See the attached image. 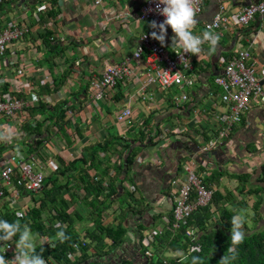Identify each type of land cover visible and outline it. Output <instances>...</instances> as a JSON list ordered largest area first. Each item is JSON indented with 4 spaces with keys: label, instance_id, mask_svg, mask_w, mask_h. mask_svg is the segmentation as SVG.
Returning a JSON list of instances; mask_svg holds the SVG:
<instances>
[{
    "label": "crops",
    "instance_id": "obj_1",
    "mask_svg": "<svg viewBox=\"0 0 264 264\" xmlns=\"http://www.w3.org/2000/svg\"><path fill=\"white\" fill-rule=\"evenodd\" d=\"M222 1L230 15L246 5L243 0ZM144 2L104 0L95 6L93 0H4L0 4V31L12 27L26 30L23 39L9 44L0 58V97L9 93L26 102L22 113L0 118V165L15 153L37 155L46 176L47 188L44 185L43 190L68 185L69 194L65 190L64 196L71 205L70 213L86 214L85 221L76 223L84 236L95 226L87 216L90 208L83 201L84 191L77 190L79 171L89 164L81 160L91 155L93 148L103 146L97 157L105 161L104 166L109 165L108 179L115 177L113 183L118 188L122 185L118 200L103 213V224L116 226L123 220L128 228L125 243L112 251L108 247L107 254L100 257L106 264L151 263L134 240L149 229H164L165 217L172 219L177 194L186 181L184 163L193 157L205 184L223 195L221 208L210 209L212 217L204 222L202 233L217 228L223 210L243 217L251 230L264 226V105L246 113L228 142L217 144L209 153H199L218 132L213 115L222 108L223 90L215 79L223 73L224 63L245 49L264 68V15L247 26L224 31L215 52L206 44L204 52L192 58L198 81L185 89L190 101L180 108L173 105L167 91L154 86L144 94L130 81L121 82L95 103L90 83L100 79L108 65L131 59L141 36L154 30L150 22L139 19ZM219 6L218 0L204 4L191 29L194 35L203 34L205 23L217 14ZM174 35L168 29L163 44L171 54L177 47ZM143 60L141 69L145 70V57ZM212 83L218 90L212 89ZM127 108L132 110V118L118 121L117 116ZM166 129L169 135L160 138ZM177 129L180 134L174 133ZM200 137L201 146L197 142ZM128 155L132 165L120 169ZM100 171L91 169L89 174ZM13 191L0 200V218L27 212L40 199H32L18 188ZM167 233L173 242L182 235L166 231L154 245L159 254L171 251Z\"/></svg>",
    "mask_w": 264,
    "mask_h": 264
},
{
    "label": "built area",
    "instance_id": "obj_2",
    "mask_svg": "<svg viewBox=\"0 0 264 264\" xmlns=\"http://www.w3.org/2000/svg\"><path fill=\"white\" fill-rule=\"evenodd\" d=\"M3 1L0 0V4ZM93 1L95 6H100L104 2V0ZM207 1L195 0L197 16L203 12L204 4ZM218 1L220 3L219 11L210 22L205 23L204 31L218 33L220 37L224 31L236 27L242 28L249 25L257 16L264 15V0L251 1L232 15L226 13L224 2ZM139 19L151 23L153 20L162 22L166 17L159 14L155 0H145ZM25 33V29L18 27L1 30L0 58H4L8 45L23 39ZM202 35L200 34V36ZM206 44H210V42L205 41L201 45L202 50L199 54L182 53V49L177 47L171 54L166 46L153 39L150 33H144L131 59H126L118 65H108L102 77L90 83V97L93 102H99L109 91L115 90L121 82L130 81L138 85V89L144 94L154 86H157L161 91L178 89L179 94L172 96L171 100L175 107L180 108L190 101V95L185 89L193 88L198 81L192 58L201 55ZM144 57L146 69L142 70ZM215 81L223 90L222 108L213 115L218 124V132L214 140L201 148L202 153H208L217 144L227 141L247 112L254 107L264 105V87L261 84L264 81V68L259 67L257 60L249 50L236 51V54L224 63L223 74L218 76ZM148 98L151 99L150 94H148ZM25 109L26 102L9 93L0 97V118H11L22 113ZM132 116V110L127 108L117 116V120L123 121L126 118H132ZM40 165L35 154L24 157L23 154L15 153L2 160L0 165V200L6 197L8 191L17 188L27 193L40 192L46 180ZM184 172L186 181L180 187L175 200L174 220L164 218L165 224L172 226L175 231L188 226V220L193 213L199 208L208 206L214 197V190L208 188L204 184V179L198 174V163L195 160L184 163ZM173 183L176 184V181ZM162 234L161 229H152L144 234L142 244L148 248L146 251L148 258L153 257L154 253L150 248L157 237ZM186 235L192 237L193 231L187 230ZM43 242L46 240L43 239ZM7 244L8 242H5V245ZM75 248L77 249V245ZM14 250V244L10 248L0 247V255L15 254ZM69 258L73 260L74 255L69 254Z\"/></svg>",
    "mask_w": 264,
    "mask_h": 264
},
{
    "label": "trees",
    "instance_id": "obj_3",
    "mask_svg": "<svg viewBox=\"0 0 264 264\" xmlns=\"http://www.w3.org/2000/svg\"><path fill=\"white\" fill-rule=\"evenodd\" d=\"M246 4L248 3L246 2ZM100 149H104L103 146L99 145L96 149L93 148L91 155L84 156L81 161L84 164L89 162V164L79 171L81 179L79 185H77V190L84 191L85 197L83 199L85 200H82L90 208L88 217L93 220L95 226L92 231L86 232L83 236L84 239H82L81 234L76 229V223L83 222L86 217L82 213V215L79 214L78 211L70 213L69 209L71 205H69L64 196L65 190L67 193L70 191L67 189L68 185L54 186L52 190L44 191V197L40 199L39 203L36 202L34 208L23 213V217L17 216L18 212L2 217L10 222H19L21 226L27 224L35 236L54 238L53 245L45 246L40 243L35 245L36 251L45 258L47 264H106L104 261H101V258L107 254L104 251L108 248V245H104L103 242L105 243L107 239L112 241V244L109 246L110 251L125 243L128 228L125 227L123 220L121 224L116 226L103 224V213L109 210L112 204L118 200L117 197L119 190L122 189V185L120 184L118 188L113 183L115 177H111V180L108 179L109 165L104 166L105 161L97 157ZM132 163L133 159L128 155L124 160V164L119 167L123 169V166L126 165L129 168ZM91 169H94L96 172L99 169L101 170L97 175L100 179L96 180L90 176L89 170ZM116 174L119 175L120 172ZM262 179H264V166H262ZM105 181L107 182L106 186L104 184ZM44 185L47 188L46 184ZM72 199H74V196ZM222 200L223 195L216 192L212 206L199 209L194 213L189 220L188 227L192 228L195 225L197 233L191 238L186 237L185 233H182L181 236L177 235L173 242L174 239L171 240L170 233H167L166 239H170L169 246L171 252L179 254L177 257L171 258L167 264H192L191 257L194 255L201 257V264H220V260L224 255L228 254L227 250L232 246L230 230L234 214L228 210H223L220 221H216L218 226L213 232L205 235L206 233H202V230L206 229L204 222L212 217L210 209L213 207L215 209L221 208L220 203ZM37 204H39V208ZM48 210L56 214L50 218L48 217L46 220L44 218L45 211ZM123 217L125 219V215ZM256 221L257 223L259 222V220ZM245 228L247 229L246 239L240 245L234 246L235 255L231 260V264H264V226L260 228L255 227L254 230H251L245 225ZM60 230H64L68 236V239L63 242L56 236V233ZM159 241L164 242L165 239H160ZM178 241H182L183 245H176ZM93 242L100 245L98 249L93 247ZM75 244L80 247L81 255L76 259L77 261L72 262L68 258V254L74 252ZM91 253L93 254V258L90 255ZM12 257L14 256L8 254L6 259H11ZM122 264L133 263L126 261ZM156 264L164 263L159 261Z\"/></svg>",
    "mask_w": 264,
    "mask_h": 264
},
{
    "label": "clouds",
    "instance_id": "obj_4",
    "mask_svg": "<svg viewBox=\"0 0 264 264\" xmlns=\"http://www.w3.org/2000/svg\"><path fill=\"white\" fill-rule=\"evenodd\" d=\"M251 1L252 0H249V3H251ZM155 2H156V7L159 11V14L166 17V19H164L162 22H157L155 20L151 21L150 27L154 30L150 33V35L153 39L159 41L163 45L166 42V36H167L168 28L170 27L172 32L175 34L172 37L173 45H176L178 49H182V53H191L194 55L199 54L202 50L201 45L205 41L210 42V44L212 46L211 47L212 52L216 51V46L220 40V35L218 33H214L212 31H204L203 35L200 36V35H194L193 31L191 30L198 22L197 21V9L195 7V0H155ZM245 2H248V1H245ZM248 4H246V5H248ZM157 29H158V31H157ZM221 75H219V76H221ZM262 82H264V81H262ZM262 82H261V84H262ZM262 85H264V84H262ZM167 92H169V91H167ZM221 96H220V98H221ZM220 101H221V99H220ZM176 131H178V132H176ZM169 133H170V131H168L167 129L164 132L162 131V135L160 136V138L165 139L169 135ZM174 133L180 134L181 129L174 130ZM202 138L203 137H200V141L197 140L199 146H201ZM228 141L229 140H227L225 142H228ZM202 147H200L199 153L204 154L201 151ZM210 152H211V150H210ZM198 156L201 157L200 155H198ZM196 159H197L196 157H193L191 160H195L198 163V161ZM92 178H95L96 180L100 179L99 176L97 177V174H93ZM204 181H205V179H204ZM104 184L106 186L107 182H105ZM204 184H205V182H204ZM208 188H210V187H208ZM210 189H212V188H210ZM18 191H20V189H18ZM131 192H133V191H131ZM215 193L216 192L214 191V196H215ZM132 194H134V193H132ZM213 201H214V197H213L211 203L206 207L212 206ZM206 207H202V208H206ZM202 208H199V209H202ZM173 210H174V208H173ZM197 211H195L194 213H196ZM23 213H25V212L19 211L17 213V216L23 217V215H24ZM52 213H54V215L56 214L55 212H52ZM194 213H193V215H194ZM82 214L86 215L85 213H82ZM88 215L89 214H87V216ZM173 216H172V219L169 217H167V218L169 220L173 221L174 220ZM192 216L190 217V219L192 218ZM46 220H47V218H46ZM189 220H188V226H189ZM163 222H164V220H163ZM231 223H232V227L230 230V239L232 242V246H230L228 248V250H227L228 254H226L222 257V259L220 260V264H231V260L234 258V255H235V247L234 246L240 245L246 239V231L244 229L243 217H241L240 215H234L232 217ZM188 226L183 227V228L175 231V230H173L172 226L165 224V222H164V226H163L164 229H161L163 231L162 235H164L166 231H169L173 234L175 232L179 231V232L185 233V236L188 237L186 235V231L192 230L193 236H194L197 233V230H196L197 227L193 226L191 228ZM152 229H160V228H152ZM152 229H149L145 232L138 234V236L140 235L139 236L140 239H138L139 238L138 237L134 241L136 243L137 242L139 243V246L144 251V256H145L146 260L151 262L148 264H156L159 261L163 262L164 264H167V262H169V260L171 258L177 257L178 255L175 253H170L171 251H168L164 254L157 253L154 245L157 243V239L159 237H161L162 235L157 237L156 241L152 244V246L150 248V250L154 253L153 257L148 258L146 256V251L148 250V248H145L143 246L142 239L144 237V234L146 232L152 230ZM56 236L61 242L68 239V236L64 230L58 231L56 233ZM33 238H34V234L32 232V229L27 224L21 226V224L19 222H16V221L10 222L7 219L0 218V247L7 246L10 248V247H12L13 244L15 245V250H14L15 254H11L14 257H12L11 259H6L7 255L6 256L0 255V264H47V261L45 260V258L39 252L36 251ZM188 238H191V237H188ZM43 239H45L46 242H43ZM82 239H84L83 236H82ZM53 240H54L53 237L42 236V237H40L39 243L42 245H45V246L50 245V244L53 245ZM5 242H8V244L5 245ZM103 244L104 245L107 244L109 247L112 244V241L107 239V240H105V243L103 242ZM76 245L77 244L74 245V252L69 253V254L74 255L73 260L69 258V254H68V258L72 262L77 261L76 259L78 257H80V255H81L80 254V247L77 245V249H76L75 248ZM97 246H100V245L96 242H93V247L97 248ZM90 255L92 256L93 254L91 253ZM92 258H93V256H92ZM191 262H192V264H201V257L194 255L191 257Z\"/></svg>",
    "mask_w": 264,
    "mask_h": 264
},
{
    "label": "rangeland",
    "instance_id": "obj_5",
    "mask_svg": "<svg viewBox=\"0 0 264 264\" xmlns=\"http://www.w3.org/2000/svg\"><path fill=\"white\" fill-rule=\"evenodd\" d=\"M212 85V89H214V91H216V90H218L217 89V85L216 84H214V83H212L211 84ZM177 93H179V90L178 89H172V90H170L169 92H167V94L169 95V96H173V95H175V94H177ZM78 169H79V167H78ZM44 191V190H43ZM43 191H40V192H37V193H28L29 195H30V197L32 198V199H37V197H40V199L41 198H43L44 197V192ZM127 196H125L124 198H126ZM40 199L39 200H37L36 202H38L39 203V201H40ZM123 204H125V203H123ZM37 206H38V208H39V204H37ZM52 216H54V213H52L50 210H48V211H45V217L44 218H50V217H52ZM86 220V219H85ZM84 220V221H85ZM34 243H35V245L36 244H38L39 243V241H40V237H38V236H35L34 235Z\"/></svg>",
    "mask_w": 264,
    "mask_h": 264
},
{
    "label": "water",
    "instance_id": "obj_6",
    "mask_svg": "<svg viewBox=\"0 0 264 264\" xmlns=\"http://www.w3.org/2000/svg\"><path fill=\"white\" fill-rule=\"evenodd\" d=\"M262 84H264V82H262Z\"/></svg>",
    "mask_w": 264,
    "mask_h": 264
}]
</instances>
